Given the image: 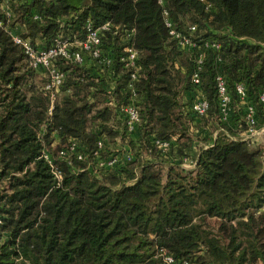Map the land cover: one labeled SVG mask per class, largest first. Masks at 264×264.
I'll list each match as a JSON object with an SVG mask.
<instances>
[{
    "label": "trees",
    "instance_id": "trees-1",
    "mask_svg": "<svg viewBox=\"0 0 264 264\" xmlns=\"http://www.w3.org/2000/svg\"><path fill=\"white\" fill-rule=\"evenodd\" d=\"M164 10L203 52L201 88L209 109L202 118L207 125L222 123L215 79L220 72L236 119L232 131L217 126L214 142L198 151L188 170L181 167L192 144L185 106L199 51L178 50ZM10 11L7 19L0 0V264H164L160 250L188 264H264V143L240 138L246 124L235 93L236 85L243 86L246 102L263 119L264 0H26ZM87 21L94 28L110 24L102 50L116 80L117 104L131 94L121 58L129 45L125 32L134 34L140 123L137 145H131L140 149L125 166L100 176L86 170L87 162L68 166L52 158L62 175L57 183L42 158L54 133L58 151L74 138L89 155L100 135L116 137L113 127L123 124L95 100L105 101L108 80L91 59L82 66L58 63L67 76L47 117L48 94L35 91L33 70L9 24L24 25L21 38L46 49L57 37L82 40ZM204 43L220 50H204ZM151 138L177 143L179 161L169 158L164 174L162 161L142 157L143 150L167 159Z\"/></svg>",
    "mask_w": 264,
    "mask_h": 264
},
{
    "label": "built area",
    "instance_id": "built-area-1",
    "mask_svg": "<svg viewBox=\"0 0 264 264\" xmlns=\"http://www.w3.org/2000/svg\"><path fill=\"white\" fill-rule=\"evenodd\" d=\"M26 0H3L6 9L7 19L13 17L10 8L12 5H16L18 2H24ZM164 0H158L160 5H163ZM209 8V5L208 7ZM165 17V26L168 29L169 38L174 41L177 48L182 53H189L193 50H198L199 54L196 57L194 63V69L191 75V83L193 85V95L191 96V103L185 106V113L190 114L195 118H202L207 116L209 105L204 97L201 88V72L203 65V52L197 42L193 41L189 36L178 32L174 27L172 21L169 19L167 12L163 11ZM34 20H38L39 17H33ZM1 25V24H0ZM85 35L82 40L65 39L57 37L53 40L51 45L46 49L34 47L28 40L22 39L18 35H11L15 44L20 45L23 48L27 66L33 71L43 69L47 72V82L43 89L48 94L49 98L54 101L55 96L61 92L60 88L63 85L67 72L62 71L59 67V62L72 63L75 65H85L88 59L95 60L100 66L98 69L101 73H105L108 83L104 87L105 91V105L113 111L116 119L123 124L122 132L126 135V138H133L137 136L138 125L140 123L139 109L136 105V98L138 89L136 83L139 82L141 76L139 74L138 57L139 54L132 45L134 34L132 31H126L123 40L128 41L129 45L124 50V55L121 58V68L129 71V78L127 81V88L130 90V98L126 103L117 104L115 99L116 80L112 77L111 63L109 57L103 54L102 50V37L105 32L110 30V24L106 23L100 28H94L90 22L85 24ZM196 27L192 26L188 28V33H194ZM11 34V33H10ZM131 43V44H130ZM203 49H215L220 50V46L216 44L204 43ZM220 63L221 58H216ZM215 79L217 81L218 89V108L220 121L225 123L228 121V112L230 111V98L227 92V83L222 73L217 72ZM93 91V89H91ZM125 90L121 89L120 93L124 94ZM235 93L240 103H243L247 99V92L241 85H236ZM258 103L262 108L263 119L262 124L259 126V122L253 116L252 108L244 113V121L246 124L245 131L241 134V139L245 141L255 142L257 138L264 135V92L259 94ZM233 138L232 136H229ZM99 138L96 142L94 151L86 155L80 143L70 138L66 147L61 148L58 151L57 161H64L68 166L72 161L87 162L86 170L90 171L96 176L105 174L108 171L118 170L132 161L133 155L128 149L121 151L120 153H114L108 156H104V140ZM234 139V138H233ZM151 146L155 147L162 154L166 153L169 149L170 142L161 141L155 138L150 139ZM42 158L50 166L53 177L60 183L62 180L61 171L56 167L52 157L47 153H42ZM181 167L192 169L195 166V162L186 158L182 159ZM188 161V162H187ZM260 211L264 212V204L260 208ZM164 264H188L186 261H177L165 250L159 251Z\"/></svg>",
    "mask_w": 264,
    "mask_h": 264
},
{
    "label": "rangeland",
    "instance_id": "rangeland-1",
    "mask_svg": "<svg viewBox=\"0 0 264 264\" xmlns=\"http://www.w3.org/2000/svg\"><path fill=\"white\" fill-rule=\"evenodd\" d=\"M9 26H10V28H16V31L18 33L17 35L19 37H21L22 34L25 32V31L23 32V29H25V26L20 24V23H18V24L13 23L12 25L10 23ZM35 43H37V40L35 41ZM182 64L184 65V62ZM90 65L91 64L89 63V66ZM46 82H47V72L45 70L39 69L37 71H33L32 85L34 86L35 91L37 90L39 92L40 91L43 92L42 89H43L44 85L46 84ZM60 90H61V88H60ZM58 95L61 96L62 95L61 92ZM47 99H48V109H47L46 115H47V117H50L52 114L53 105L55 103H57V99H58L57 94L55 96L54 101H52L48 97V95H47ZM95 100L97 102H100L101 104H103V99L100 98L99 96H97V98ZM185 102H186V99H183V103H185ZM239 105H240L239 107L241 110L244 108V106H246V104H244V105L239 104ZM187 116L190 120V126L188 129V134L192 137V144L190 146V149H188V151H186L187 152L186 157H187L188 161L193 160V155L203 147V144L205 145V142H207V140H208V142H212V139L214 138L213 132L218 130V127L220 129L224 128V129H229V130H231V129L234 130L236 128V126L235 127L233 126L234 128H229L228 123L226 121L225 123L218 122L217 124L212 125V127H214V128L208 127L209 129L205 130V128L208 126L206 124V121H207L206 119L195 118V117L190 116V115H187ZM232 117L233 118H231V119L232 120L234 119L233 121H236V119L234 118V115H232ZM224 126H226V127H224ZM117 127H121V126L117 125ZM92 128L95 131V133H97V134L99 133V132H97L96 129H94V127H92ZM40 129H41V132H42V130L44 131L43 125L40 127ZM93 130L90 129V131H93ZM223 131H225V130H223ZM203 132H205V134H203ZM209 135H211V137ZM56 136L57 135L54 133V139L51 142L50 148L48 150H45L54 160L57 159V155H58V148L57 147L60 144V141L57 140ZM100 138H103L102 140H106L105 142L103 141L104 142V156H108V155H111L114 153H120L121 151H123L125 149H128V151H130L131 154L134 156L135 155V148L137 150V147H138V146L132 147L131 143H134L131 140L132 138L127 139L126 135L123 134V132H119L116 137L109 138V137H106L105 135H100ZM172 141H173V143H176L174 140H172ZM201 141L203 142L202 145L200 144ZM193 142L199 143V145H193ZM255 142H256L255 146L262 147L261 143L258 141V138L256 139ZM206 144H209V143H206ZM135 145H137L136 142H135ZM172 145L173 144H171L169 150L166 152L168 160L165 158L160 159L159 158L160 156H158V153H154V151L151 153V152H145L142 150L141 151L142 155H143L142 157H143L144 161L146 159L147 160L158 159L159 161H162V165H160L159 167L161 168L162 173L164 174L166 172L165 166H166V163L169 162V158L171 159L170 161H176V162L179 161V158L177 157L175 148L173 147L171 149ZM186 157H183V158H186ZM183 169H185V168H183ZM1 185L2 184H0V187H1Z\"/></svg>",
    "mask_w": 264,
    "mask_h": 264
},
{
    "label": "crops",
    "instance_id": "crops-1",
    "mask_svg": "<svg viewBox=\"0 0 264 264\" xmlns=\"http://www.w3.org/2000/svg\"><path fill=\"white\" fill-rule=\"evenodd\" d=\"M25 31V29H23V32ZM9 32L11 33V35H17L18 33H17V31H16V28H10L9 29ZM61 96H58L57 98H60ZM92 99V98H91ZM91 102L93 101V100H90ZM242 105H244V104H246V106H244V108L241 110L240 109V115H242V116H244V113H246V111L247 110H249L250 108H252V112H253V116L256 118V120L259 122V124L261 125L262 124V120H261V118H260V116L258 115V113H257V111H256V109L253 107V105H251V104H249V103H247L246 101L245 102H243V103H241ZM102 105H104V102H103V104ZM240 106V105H239ZM240 108V107H239ZM232 115H234V111L232 110V109H230V111L228 112V115H227V117H228V121H227V123H228V127L229 128H234L235 126H236V121H233L231 118H233L232 117ZM227 126V125H226ZM234 126V127H233ZM208 127H212V125H210V124H208V126L205 128V130L206 129H209ZM212 128H214V127H212ZM113 129H114V131H115V133H119V132H122V128L121 127H117V126H115V127H113ZM204 130V131H205ZM232 130V129H231ZM218 131L219 130H216L215 132H213V135H214V138L212 139V142H208V140H207V142H205V145L203 144V142L201 141L200 142V144L202 145L203 144V147L202 148H207L208 146H210L213 142H214V140H215V138H216V135H217V133H218ZM97 132H99V130L97 131ZM203 134H205V132H203ZM210 137H211V135H209ZM135 137V138H134ZM131 140L134 142V144H135V142H137V140H138V136H134ZM192 138V137H191ZM264 138H263V136H261V137H259L258 138V141L261 143V145H263V140ZM106 140H104V142H105ZM171 144H173L172 145V148L174 147V148H176V146H177V143H173V141H171L170 142ZM206 143H209V144H206ZM193 145H199V143H194L193 142ZM201 148V149H202ZM197 153L198 152H196L194 155H193V158L194 157H196V155H197Z\"/></svg>",
    "mask_w": 264,
    "mask_h": 264
}]
</instances>
